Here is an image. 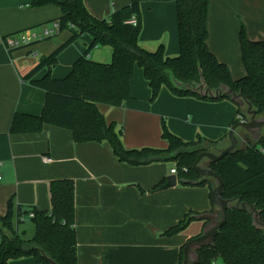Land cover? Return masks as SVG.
I'll return each instance as SVG.
<instances>
[{
  "label": "crops",
  "instance_id": "1",
  "mask_svg": "<svg viewBox=\"0 0 264 264\" xmlns=\"http://www.w3.org/2000/svg\"><path fill=\"white\" fill-rule=\"evenodd\" d=\"M98 18L108 17L131 0H84ZM32 0H0V215L15 205L50 210V185L54 180L75 183V228L78 264H179L181 245L201 234L204 221L196 219L194 233L185 230L174 236L166 230L190 211L209 212L213 208L208 186H184L180 180L172 188H155L172 174L178 176L177 163L153 162L130 165L120 162L109 142H75L70 129L46 124L41 131L11 133L13 116L18 113L40 115L45 102L44 89L25 79L41 58L65 43L71 32H56L51 38H37L51 29V21L62 14L57 5L33 7ZM139 43L156 50L165 46L166 54L180 52L177 6L174 1H146L142 6ZM208 46L227 64L233 78L245 74L239 35L242 28L252 40L264 37V0H209ZM31 37L29 45L11 50L4 41ZM92 37L84 35L59 55L51 73L65 77L80 58ZM110 45L96 46L90 58L112 60ZM48 69L43 68L36 78ZM132 98L121 106L100 103L108 122L123 128L127 148L152 146L167 148L163 123L186 141L199 135L218 140L210 150L229 145V131L237 116V105L230 99L201 100L177 96L163 87L151 100L152 91L141 67L131 80ZM241 147L254 141L238 129ZM264 136V130H263ZM166 183V182H165ZM164 183V184H165ZM215 211V210H214ZM24 238L34 236L35 223L27 217L19 224ZM9 264H38L32 256L11 259Z\"/></svg>",
  "mask_w": 264,
  "mask_h": 264
},
{
  "label": "trees",
  "instance_id": "2",
  "mask_svg": "<svg viewBox=\"0 0 264 264\" xmlns=\"http://www.w3.org/2000/svg\"><path fill=\"white\" fill-rule=\"evenodd\" d=\"M146 1L175 2L180 44L178 55H167L163 44L156 50H149L139 43L142 6ZM31 5L59 6L62 14L51 22L58 23L57 33L69 30L71 37L53 53L42 57L25 76L33 85L45 90L44 107L40 115L17 112L11 121L10 132L41 131L46 124H50L70 129L75 142H109L117 159L130 165L174 161L178 167V178L184 186H208L211 197L215 186L213 178L196 185L185 181L200 179L193 168L194 162L201 148L210 149L211 145L219 143L218 140L199 135L195 140L186 141L163 123L167 148H127L122 139L123 128L116 122H108L99 104L121 106L131 99V80L135 67L139 66L149 82L152 101L163 87L177 96L212 101L231 100L230 96L205 97L186 87L204 81L211 89L227 85L243 93L258 114L263 115L264 37L252 40L245 29H241L239 40L246 72L235 79L227 64L217 59L208 46L209 0H131L106 18H98L91 13L84 0H32ZM133 17L138 19L137 25L128 22ZM84 35L92 37V43L85 53L75 61L65 77H53L51 69L60 53ZM3 39L8 42V36ZM102 45L113 48L110 62L90 58V51ZM43 68L48 69L47 73L36 78ZM248 118L245 108L237 105V116L232 125ZM209 167L224 181L222 196L225 199H241V202L253 205L264 223V136L257 142H248L245 147L219 161L210 162ZM165 182L162 181L155 188ZM50 191V210L26 208L10 200L6 214L0 215V264H9L11 259L27 256L34 257L38 264H52L49 258L58 264H78L75 183L71 179L54 180ZM215 209L213 204L211 211ZM30 212H34L30 219L35 223L36 231L33 237L24 238L18 226ZM200 213L204 211H188L166 230L165 235L171 237L181 233ZM202 220L204 224L208 222ZM189 240L180 247L179 264L184 260V247ZM198 254L199 259L195 264H213L219 259L223 264H264V228L254 225L253 211L236 207L235 201L228 208L227 221L214 243L198 249Z\"/></svg>",
  "mask_w": 264,
  "mask_h": 264
},
{
  "label": "water",
  "instance_id": "3",
  "mask_svg": "<svg viewBox=\"0 0 264 264\" xmlns=\"http://www.w3.org/2000/svg\"><path fill=\"white\" fill-rule=\"evenodd\" d=\"M188 89H192L199 94L210 97V98H223L230 96L231 100L237 105L244 107L248 119L240 120L234 124L229 131V145L225 148L220 149L218 152L201 148V151L194 162L193 168L200 175L199 180H186L185 182L191 184H199L207 178H213L215 180V186L212 189L211 201L216 207L215 211L204 212L196 215V219L207 220L208 222L204 225V228L198 236L192 238L187 242L184 247V260L182 264H195L199 259L198 249L203 246L212 245L215 241L217 234L220 229L224 226L227 221V210L236 201V207L242 209L249 208L253 211V222L257 227H263L264 223L259 217V212L255 209L253 205L246 202H241V199H225L222 196L224 190V181L220 175H218L209 165L204 166L201 161L205 158L210 162H215L223 159L226 155L236 152L241 148V138L238 135V129L245 130L251 138L257 142L263 137L264 130V114L259 115L257 110L254 108L251 101L244 97L243 93L236 92L234 89L228 87L227 85H222L220 88L211 89L207 87L206 83L202 81L199 85L188 84L186 85ZM179 178L176 174L169 175L167 181L163 184L160 189L166 190L172 188L178 184ZM45 256V255H44ZM52 264H58L53 259L49 258Z\"/></svg>",
  "mask_w": 264,
  "mask_h": 264
},
{
  "label": "built area",
  "instance_id": "4",
  "mask_svg": "<svg viewBox=\"0 0 264 264\" xmlns=\"http://www.w3.org/2000/svg\"><path fill=\"white\" fill-rule=\"evenodd\" d=\"M128 22L133 24V25H137L138 24V19L136 17H133ZM58 26H59L58 23H54L52 25L51 29L45 30L41 35L37 36L36 34H33L32 35L33 40L37 39L38 37L39 38H41V37L46 38V37H49V36H54L56 34V32H57ZM30 39H31V37H29V36H21L19 39L8 41L7 46L9 48H11V49L19 48V47H22V46H26V45H29ZM241 120H244V119H241ZM0 179H1V174H0ZM33 216H34V212H30L28 214V217H33ZM213 264H218V263L214 262Z\"/></svg>",
  "mask_w": 264,
  "mask_h": 264
},
{
  "label": "rangeland",
  "instance_id": "5",
  "mask_svg": "<svg viewBox=\"0 0 264 264\" xmlns=\"http://www.w3.org/2000/svg\"><path fill=\"white\" fill-rule=\"evenodd\" d=\"M204 160L207 162V158H205ZM213 181H214V183H215V180H214V179H213ZM215 184H216V183H215ZM193 221L196 222V219L193 220ZM193 221H192V222H193ZM192 222H191V223L187 226V228L185 229V231H186L187 233H192V232L194 233V228H195V227H194V223H192ZM183 231H184V230H183ZM183 231H182V232H183ZM217 263H218V264H223V262H222L220 259L217 261Z\"/></svg>",
  "mask_w": 264,
  "mask_h": 264
},
{
  "label": "flooded vegetation",
  "instance_id": "6",
  "mask_svg": "<svg viewBox=\"0 0 264 264\" xmlns=\"http://www.w3.org/2000/svg\"><path fill=\"white\" fill-rule=\"evenodd\" d=\"M201 164L204 165V166L209 165V161H208V159H207V162L203 159V160L201 161Z\"/></svg>",
  "mask_w": 264,
  "mask_h": 264
}]
</instances>
